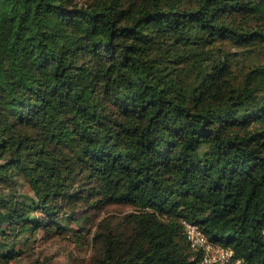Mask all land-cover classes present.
<instances>
[{
  "label": "trees",
  "instance_id": "16d2710c",
  "mask_svg": "<svg viewBox=\"0 0 264 264\" xmlns=\"http://www.w3.org/2000/svg\"><path fill=\"white\" fill-rule=\"evenodd\" d=\"M0 178V264H264V0H0Z\"/></svg>",
  "mask_w": 264,
  "mask_h": 264
},
{
  "label": "rangeland",
  "instance_id": "374dc122",
  "mask_svg": "<svg viewBox=\"0 0 264 264\" xmlns=\"http://www.w3.org/2000/svg\"><path fill=\"white\" fill-rule=\"evenodd\" d=\"M0 187L5 190L14 191L17 194H21L27 190V187L18 182H9L0 178ZM122 212H126L125 208H117ZM111 213V211H110ZM91 220L87 221L89 225ZM73 227L74 224H71ZM91 228V227H90ZM94 227H92V231ZM42 232L36 233V241L33 244V249L29 253V257H26L20 261H13L10 264H94L93 255L86 236L84 235L81 242H74L71 239L63 237L46 236ZM11 235H7L4 238L7 239ZM39 263H36L38 262Z\"/></svg>",
  "mask_w": 264,
  "mask_h": 264
},
{
  "label": "built area",
  "instance_id": "2783aa9c",
  "mask_svg": "<svg viewBox=\"0 0 264 264\" xmlns=\"http://www.w3.org/2000/svg\"><path fill=\"white\" fill-rule=\"evenodd\" d=\"M183 234L196 264H243L233 250L211 242L206 235L190 222L183 221Z\"/></svg>",
  "mask_w": 264,
  "mask_h": 264
}]
</instances>
